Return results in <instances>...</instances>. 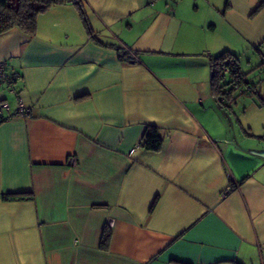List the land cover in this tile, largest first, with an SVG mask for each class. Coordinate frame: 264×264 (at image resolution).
Listing matches in <instances>:
<instances>
[{
    "label": "crops",
    "instance_id": "crops-1",
    "mask_svg": "<svg viewBox=\"0 0 264 264\" xmlns=\"http://www.w3.org/2000/svg\"><path fill=\"white\" fill-rule=\"evenodd\" d=\"M82 3L0 33V264H264V0Z\"/></svg>",
    "mask_w": 264,
    "mask_h": 264
},
{
    "label": "trees",
    "instance_id": "trees-1",
    "mask_svg": "<svg viewBox=\"0 0 264 264\" xmlns=\"http://www.w3.org/2000/svg\"><path fill=\"white\" fill-rule=\"evenodd\" d=\"M70 0H0V33L5 32L12 27H18L23 32L33 35L37 28V15L44 12L49 7L55 4L65 3ZM73 4L76 6L81 21L90 36H93L88 24L86 12L82 0H75ZM119 59L129 62L137 60L136 52H131L123 47H116ZM234 56L235 54L223 52L217 56H213L210 60L211 78L213 85V92L223 99L229 98L230 93L245 86L250 89H243L241 93L251 92L252 84L243 79V75L239 70V64L235 65V69L231 72L230 76L222 73V66L225 64V58ZM238 59V58H237ZM227 79V80H226ZM226 80V81H225ZM226 85L230 87L225 89ZM140 143L149 150H158L162 145V137L155 126H148ZM4 197L15 198L22 197L21 195H5ZM108 235H105L107 240Z\"/></svg>",
    "mask_w": 264,
    "mask_h": 264
},
{
    "label": "built area",
    "instance_id": "built-area-1",
    "mask_svg": "<svg viewBox=\"0 0 264 264\" xmlns=\"http://www.w3.org/2000/svg\"><path fill=\"white\" fill-rule=\"evenodd\" d=\"M71 2H74L75 0H70ZM238 64V59L234 56H228L225 58V64L222 66V73L226 75L227 77L230 76L231 72L235 69V65ZM21 77V74L19 72H8L7 70V64L5 62H0V84L2 83H11L13 81H16ZM243 89L249 90L250 87L247 85L243 88H240L239 91L241 92ZM11 91L17 96L18 93L15 89L11 87ZM9 109V105L5 102L0 104V123L7 118L10 117V115L4 114L5 111ZM15 113L20 114L22 116L29 115V110L24 107L21 100H18L17 108L15 110ZM71 162H75V156H71L70 158ZM225 195V192L222 193V196Z\"/></svg>",
    "mask_w": 264,
    "mask_h": 264
}]
</instances>
